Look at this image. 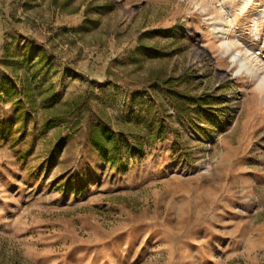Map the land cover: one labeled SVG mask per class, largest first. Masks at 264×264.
I'll return each instance as SVG.
<instances>
[{"label": "rangeland", "instance_id": "rangeland-1", "mask_svg": "<svg viewBox=\"0 0 264 264\" xmlns=\"http://www.w3.org/2000/svg\"><path fill=\"white\" fill-rule=\"evenodd\" d=\"M262 12L264 0H0V264H264ZM167 80L206 105L180 114ZM79 96L115 125L140 96L167 135L112 167L85 144L87 114L76 130L47 126Z\"/></svg>", "mask_w": 264, "mask_h": 264}, {"label": "trees", "instance_id": "trees-1", "mask_svg": "<svg viewBox=\"0 0 264 264\" xmlns=\"http://www.w3.org/2000/svg\"><path fill=\"white\" fill-rule=\"evenodd\" d=\"M10 60L5 59L3 65L7 66ZM175 80H167L163 83L166 96L172 101L173 107L180 114L185 113L190 107L205 106L203 98L190 97L174 89ZM49 88L45 89L47 92ZM28 93H27V92ZM25 96L29 95V88L25 90ZM56 97L53 95L49 102H45V108L51 109L55 105ZM47 101V100H46ZM30 103L33 101L30 99ZM22 107V106H21ZM152 103H147L140 96H132L125 113L117 119V125L110 121L102 111L93 112L90 102L84 97H77L65 101L64 109L60 114L50 117L47 126L65 125L67 128L78 129L87 114L85 122V144L112 167L122 166L124 155L139 156L144 148L151 147L157 142H162L167 135L168 126L154 115ZM18 153L17 147L14 148ZM63 187L72 192L71 182L64 183Z\"/></svg>", "mask_w": 264, "mask_h": 264}, {"label": "built area", "instance_id": "built-area-1", "mask_svg": "<svg viewBox=\"0 0 264 264\" xmlns=\"http://www.w3.org/2000/svg\"><path fill=\"white\" fill-rule=\"evenodd\" d=\"M243 35H247V33L243 32ZM251 45L254 47V51L251 50V55L259 60L258 65H261L264 62V36H261L259 31H257V38L252 36Z\"/></svg>", "mask_w": 264, "mask_h": 264}, {"label": "bare ground", "instance_id": "bare-ground-1", "mask_svg": "<svg viewBox=\"0 0 264 264\" xmlns=\"http://www.w3.org/2000/svg\"><path fill=\"white\" fill-rule=\"evenodd\" d=\"M261 16V19H262V21H264V12H262L261 14H260ZM255 35H257V31H256V33H255ZM224 40H225V44H226V46L229 48V49H232V46H230L229 45V42H228V40H229V38L227 37V36H225L224 37ZM231 58H232V60L234 61V62H236V63H239V65H240V70L239 71H241L242 69H245L246 68V59L245 58H243V56H241V54L239 53V52H235L234 54H232V56H231ZM250 62V61H249ZM248 67H249V69H251V70H249V73L250 74H253L252 73V66H251V63H249V65H248ZM247 67V68H248ZM238 71V72H239ZM263 81V78L260 80V82H262Z\"/></svg>", "mask_w": 264, "mask_h": 264}]
</instances>
